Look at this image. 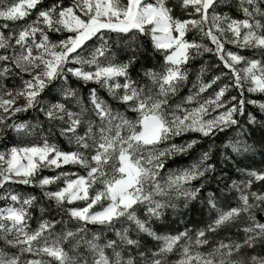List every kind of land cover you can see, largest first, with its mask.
<instances>
[{"label": "snow or ice", "instance_id": "6c2138e0", "mask_svg": "<svg viewBox=\"0 0 264 264\" xmlns=\"http://www.w3.org/2000/svg\"><path fill=\"white\" fill-rule=\"evenodd\" d=\"M246 93L264 0H0V264H264Z\"/></svg>", "mask_w": 264, "mask_h": 264}, {"label": "trees", "instance_id": "16d2710c", "mask_svg": "<svg viewBox=\"0 0 264 264\" xmlns=\"http://www.w3.org/2000/svg\"><path fill=\"white\" fill-rule=\"evenodd\" d=\"M235 11V9H234ZM211 60L213 63H215V58L212 57L210 54H206L204 57H203V60H201L200 58H197L196 61L193 62V64L191 65V68H192V71L193 73L198 71L199 67L201 64L204 63V61H209ZM206 75H210V73H206ZM194 79V75L192 77ZM190 84H191V81L189 82V87H190ZM187 92V89L184 90V93L186 94ZM101 94L103 95H107L106 92H104L103 89H101ZM246 97L249 98L251 97L248 93H246ZM261 96H254V99H259ZM248 110L249 111H254L255 113L259 114V109L257 107H254L252 105H248ZM34 115V114H32ZM24 118H27V117H24ZM53 135L54 136H57L58 137V133L57 132H53ZM223 137H221L220 139H222ZM220 139L217 140V143L220 142ZM251 142V141H249ZM57 143L61 146V147H64V148H67L68 145H67V142L64 141L63 143L60 142L59 139H57ZM3 149V143L0 142V150ZM259 161H260V157L257 156L256 157V164L254 166L256 167H259L260 164H259ZM64 170L65 171H74L75 169H72L70 168L69 166H64ZM42 174L44 175H52V174H55L53 170H42ZM51 188H54V186H49ZM8 189H11L12 191H15L16 193L18 194H33V195H37L39 194V189L36 188L35 186H30V185H23V184H12V183H8L6 184V186L4 188H0V193H2L3 191L5 190H8ZM45 204H47V201H44ZM5 204V201L3 199H0V207H3ZM41 215V212L39 210V208H36V209H33V220H32V226L34 227L35 224H36V220H35V217L37 216H40Z\"/></svg>", "mask_w": 264, "mask_h": 264}, {"label": "rangeland", "instance_id": "374dc122", "mask_svg": "<svg viewBox=\"0 0 264 264\" xmlns=\"http://www.w3.org/2000/svg\"><path fill=\"white\" fill-rule=\"evenodd\" d=\"M190 87H191V84H190ZM251 97H249L250 99H254V96H261L259 99H255V100H257V101H260V102H264V94H261V93H251V94H249ZM253 106V105H252ZM254 107H257L258 108V106H254ZM259 109V108H258ZM3 150V149H2ZM2 150H0V151H2ZM43 170H48V171H50V170H52V169H43ZM6 191V190H5ZM22 196L24 195V194H21ZM74 203H80V202H74Z\"/></svg>", "mask_w": 264, "mask_h": 264}]
</instances>
